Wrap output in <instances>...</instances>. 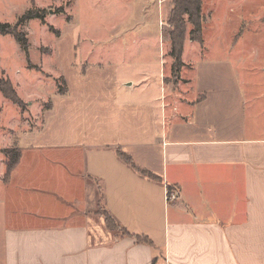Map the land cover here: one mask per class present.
Listing matches in <instances>:
<instances>
[{"label":"crops","instance_id":"1","mask_svg":"<svg viewBox=\"0 0 264 264\" xmlns=\"http://www.w3.org/2000/svg\"><path fill=\"white\" fill-rule=\"evenodd\" d=\"M193 70L181 71L189 91L161 84L160 136L66 146L31 174L21 151L8 190L44 205L10 215L0 202V264H264V131L250 134L232 78L202 89ZM125 147L158 180L126 164ZM99 207L128 233L108 229Z\"/></svg>","mask_w":264,"mask_h":264},{"label":"rangeland","instance_id":"2","mask_svg":"<svg viewBox=\"0 0 264 264\" xmlns=\"http://www.w3.org/2000/svg\"><path fill=\"white\" fill-rule=\"evenodd\" d=\"M175 1L0 0V24L13 28L26 12L45 10L43 21L18 28L29 53L12 34L0 33V77L10 80L24 104L0 92V202L5 199L10 215L44 204L15 202L20 189L8 190L3 150H21L23 169L31 174L60 158L66 146L117 137L132 142L144 132L160 136L161 84L193 89L183 70L194 68L191 77L202 89L232 78L250 134L264 131V0H202L201 41L187 15L178 27L170 24ZM174 38L184 63L175 69ZM254 98L257 107L250 105ZM256 108L262 119L253 128ZM2 236L0 222V262Z\"/></svg>","mask_w":264,"mask_h":264},{"label":"trees","instance_id":"3","mask_svg":"<svg viewBox=\"0 0 264 264\" xmlns=\"http://www.w3.org/2000/svg\"><path fill=\"white\" fill-rule=\"evenodd\" d=\"M202 7H203V1L202 0H176L174 8L172 10V18L170 19V24H174L176 27H178L180 23V19L182 15H187L190 18V22L194 25V28L191 33H195V31H198L199 37L198 41L202 40V25L204 23L203 17H202ZM44 14L45 10H30L26 12L21 19L18 21V24L13 28L10 24H0V33L2 35L12 34L14 37H16L17 41L23 46V49L26 53L29 49V41L27 37L23 34V32L18 31V28L27 20L36 19L43 21L44 20ZM174 38L172 40V53L171 57L173 59V67L174 69L177 66H183L184 63L182 62V55H183V47L182 44H179V48L176 46ZM0 92L6 100L12 102L15 105L23 106V101L21 98H19L15 88L13 87V84L10 82L9 79L0 77ZM1 115V114H0ZM7 159L6 164V178L8 179L9 173L11 170L18 164L20 161L21 156V150L10 148L7 150L2 151ZM118 155L122 158V160L128 164L130 167H133L135 170H137L141 175L150 178L152 180H158V177L152 173L151 171H147L144 169L138 168L135 163L133 162V159L130 155H127L122 150H117ZM169 191H171V188L169 187ZM102 210V213L100 214L102 217L105 218V223L108 229L115 231L120 230L122 234L126 235L128 232L125 231L123 228H121L120 225L117 224V222L114 220L113 217H111L102 207H100ZM100 210V209H99ZM138 238L141 239V237L138 236ZM147 244H150L148 239L144 240Z\"/></svg>","mask_w":264,"mask_h":264},{"label":"built area","instance_id":"4","mask_svg":"<svg viewBox=\"0 0 264 264\" xmlns=\"http://www.w3.org/2000/svg\"><path fill=\"white\" fill-rule=\"evenodd\" d=\"M176 197H177L176 194H174L172 191H169V189H168L167 198L169 200H172V199H175Z\"/></svg>","mask_w":264,"mask_h":264}]
</instances>
